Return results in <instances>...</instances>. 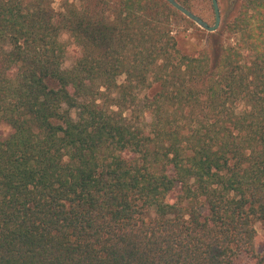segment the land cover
Returning <instances> with one entry per match:
<instances>
[{
    "label": "trees",
    "instance_id": "1",
    "mask_svg": "<svg viewBox=\"0 0 264 264\" xmlns=\"http://www.w3.org/2000/svg\"><path fill=\"white\" fill-rule=\"evenodd\" d=\"M75 1L0 0V264H264V0Z\"/></svg>",
    "mask_w": 264,
    "mask_h": 264
},
{
    "label": "rangeland",
    "instance_id": "2",
    "mask_svg": "<svg viewBox=\"0 0 264 264\" xmlns=\"http://www.w3.org/2000/svg\"><path fill=\"white\" fill-rule=\"evenodd\" d=\"M49 1H50V6L53 10L56 11L59 10L61 0H49ZM67 1L78 4V2H76L75 0H67ZM217 2L220 10V25L219 28L213 33H208L205 30L199 28L196 24H194L192 21L187 19L185 16H183L181 13H179L176 10L177 13L170 20H175L173 34L177 37L178 48L181 53L187 55H193L199 52L200 50H202L203 48L208 49L215 41L214 38L210 36V34H216L220 39V41H222L223 43H228V40L226 38L227 35L223 36L222 28L226 23V21L233 20L234 17L236 16L237 6L240 0H217ZM87 3L90 4L89 7H93L95 5V0H88ZM188 8H187L188 10H190L195 15L199 16L209 25L214 24V14L210 0H190L188 4ZM229 42L232 43V40H230ZM63 43H67V44L70 43V39L64 41ZM65 62H68L71 65L70 60L67 59L65 60ZM237 110L238 111L242 110V105H240L237 108ZM7 133L8 130H5L3 134L7 135ZM259 226H260L259 224H256L255 226L257 231V237L255 240L257 251H261L263 248V240H262L263 233ZM238 264H248V260L245 257H242Z\"/></svg>",
    "mask_w": 264,
    "mask_h": 264
},
{
    "label": "water",
    "instance_id": "3",
    "mask_svg": "<svg viewBox=\"0 0 264 264\" xmlns=\"http://www.w3.org/2000/svg\"><path fill=\"white\" fill-rule=\"evenodd\" d=\"M168 5H170L172 8L177 10L179 13H181L183 16H185L187 19L192 21L194 24H196L199 28L205 30L208 33L215 32L220 25V10L218 6L217 0H210L211 6L214 14V24L209 25L207 22H205L203 19H201L199 16L192 13L187 8L183 7L181 4L176 2L175 0H164Z\"/></svg>",
    "mask_w": 264,
    "mask_h": 264
},
{
    "label": "clouds",
    "instance_id": "4",
    "mask_svg": "<svg viewBox=\"0 0 264 264\" xmlns=\"http://www.w3.org/2000/svg\"><path fill=\"white\" fill-rule=\"evenodd\" d=\"M58 42H64L67 41L69 39V33L68 32H62L59 36H58ZM73 47H75V45H73ZM6 50H10L8 48H6ZM69 52L72 51L71 48L68 49ZM71 65L68 62H65L63 65H61V71L65 70V69H70ZM10 131V129H8Z\"/></svg>",
    "mask_w": 264,
    "mask_h": 264
}]
</instances>
